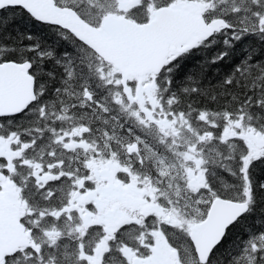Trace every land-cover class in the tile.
<instances>
[{
	"label": "snow or ice",
	"instance_id": "snow-or-ice-1",
	"mask_svg": "<svg viewBox=\"0 0 264 264\" xmlns=\"http://www.w3.org/2000/svg\"><path fill=\"white\" fill-rule=\"evenodd\" d=\"M0 264H264V0H0Z\"/></svg>",
	"mask_w": 264,
	"mask_h": 264
}]
</instances>
